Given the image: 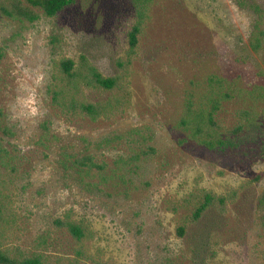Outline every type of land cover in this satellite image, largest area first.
<instances>
[{
	"label": "rangeland",
	"instance_id": "rangeland-1",
	"mask_svg": "<svg viewBox=\"0 0 264 264\" xmlns=\"http://www.w3.org/2000/svg\"><path fill=\"white\" fill-rule=\"evenodd\" d=\"M10 4L0 0L6 248L48 264H264V103L244 96L225 105L228 125L241 109L260 116L263 134L239 149L209 150L178 126L192 83L210 75L246 90L264 83V49L250 46L255 26L264 30V0H151L129 71L131 108L98 122L52 106L54 61L85 55L105 76L118 73L136 21L132 0H77L55 18L38 12L35 22L5 16ZM85 156L103 170L75 164ZM201 190L231 195L229 211L207 213L181 238L183 205ZM68 211L95 235L85 252L54 225Z\"/></svg>",
	"mask_w": 264,
	"mask_h": 264
},
{
	"label": "trees",
	"instance_id": "trees-1",
	"mask_svg": "<svg viewBox=\"0 0 264 264\" xmlns=\"http://www.w3.org/2000/svg\"><path fill=\"white\" fill-rule=\"evenodd\" d=\"M76 2L77 0H11L10 7L2 11L7 17L35 22L39 19L38 12L45 17L55 18ZM150 2L151 0H132L136 21L128 34L126 58L117 61L120 71L115 75L105 76L85 55H81L77 61L70 57L54 61L47 90L53 107L64 115L86 118L92 122L112 120L131 108L129 71L138 55L141 39L149 22ZM250 46L256 52L264 49V30L260 24L255 26ZM191 86L178 126L199 145L209 150H234L239 149L242 144L245 146L246 141L263 134L260 116L255 108L237 111V122L233 125H228L222 115L225 105L237 97L252 96L264 103V83L252 90H246L240 88L235 81L210 75L205 81L192 83ZM87 90L98 93L100 99L90 100L86 95ZM153 152V148L148 151L142 149L129 162H137L141 157ZM75 164L90 170L102 171L104 168L93 156H85ZM231 198L233 199L231 195L220 196L205 190L193 193L183 205L189 208V213L182 220L183 224L177 227L178 236L183 238L188 228L198 223L209 212L222 216L227 214ZM11 215V208L4 204L0 197V264H48L39 255L28 256L20 249L6 248L4 227L10 221ZM54 225L57 229L66 231L84 252L82 245L95 238L89 226L78 221L73 211L57 218ZM78 255L82 256V252L79 251Z\"/></svg>",
	"mask_w": 264,
	"mask_h": 264
}]
</instances>
